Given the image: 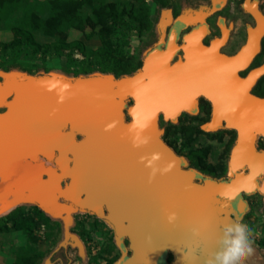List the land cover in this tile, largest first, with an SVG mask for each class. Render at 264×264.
<instances>
[{
  "label": "water",
  "instance_id": "1",
  "mask_svg": "<svg viewBox=\"0 0 264 264\" xmlns=\"http://www.w3.org/2000/svg\"><path fill=\"white\" fill-rule=\"evenodd\" d=\"M243 5L257 24L233 56L221 51L228 28L222 26V36L207 45L208 26L202 25L184 35L182 44L173 28L165 47L150 51L131 75H4L0 169H13L17 187L43 209L80 208L103 216L119 239L129 240L132 255L119 264H142L164 253L196 222L212 194H248L255 187L264 193V152L254 144L264 127L248 111L253 106L237 100L242 90L233 80L260 49L264 13L256 0ZM172 20L169 11L163 27ZM180 50L183 58L175 59ZM200 95L214 105L209 127L226 120L238 131L229 180L197 181L196 170L184 167L182 156L162 137L161 115L192 110ZM232 102L243 108L238 122L230 119ZM261 118L264 123V110ZM20 163L27 167L16 170ZM173 212L177 219L170 224L167 216ZM67 243L82 249L74 233H67L62 246Z\"/></svg>",
  "mask_w": 264,
  "mask_h": 264
},
{
  "label": "rangeland",
  "instance_id": "2",
  "mask_svg": "<svg viewBox=\"0 0 264 264\" xmlns=\"http://www.w3.org/2000/svg\"><path fill=\"white\" fill-rule=\"evenodd\" d=\"M150 3V13L153 21V26L147 30L143 36H138L133 32L130 37V45L125 50L126 57L137 66L131 73L137 72L143 64L146 55L155 48H162L168 39L169 33L173 28H178V42L182 44L183 36L194 32L202 25L208 26L209 20H217V16L206 18L208 12L217 9V4L222 0H166L167 5L163 6L156 3L154 0H147ZM243 1L237 0V9L243 10ZM264 9V0H256ZM172 12L173 20L163 27L162 22L167 17L168 12ZM217 24H210L217 32L211 29L210 38L218 35L222 26L230 27L235 31L236 24L234 21L228 23L226 19L218 18ZM90 31L82 32L75 28L69 30V40L80 39L92 49H97L101 45V40L98 36L89 38L87 35ZM13 38V33L7 23L0 26V41H9ZM38 41L44 43L52 41L53 38L44 36L41 32H36ZM240 34L234 33L230 45H239L241 43ZM182 54L176 55L181 57ZM77 58H82V55L77 53ZM23 64L20 66H12L9 68L0 67V80L4 75H41L50 74L58 77L74 79L86 74L80 72V63L72 62L68 68L66 58L56 56H48L45 68H36V65L31 64L25 55L21 57ZM1 62V61H0ZM26 66V67H25ZM29 69H33L30 72ZM91 75H112L114 73H104L99 70L93 71ZM89 74V75H90ZM125 74V75H131ZM120 77V76H119ZM207 118L197 111L185 110L177 117L172 115L160 117V128L164 135L167 131L171 133L173 145L171 147L183 158V165L186 168L194 169L197 172V181L203 183L206 179H214L217 181L229 180L232 177L233 171L230 164L231 148L223 140L224 133L220 130H214L209 127ZM198 128V129H197ZM197 129L198 132L192 136L193 140L188 142L191 136V130ZM165 140V139H164ZM184 143L186 146H184ZM201 149L207 154H202L203 162H199L202 167L206 165L223 166L225 172L222 176H215L210 172H206L199 165H195L190 158L192 151ZM16 170L27 167L20 163ZM261 181V179H260ZM64 184V182H63ZM245 197V199L243 198ZM244 201V205L240 200ZM248 201L250 205H248ZM206 205L209 208L217 207H233V211L222 212L218 214L220 224L227 220L240 219L242 223L248 225L251 236L250 239L257 243L264 239V193L255 187L249 190L248 195L244 193L231 194H212L207 198ZM38 206L42 209L53 221L50 226L42 224L35 230L38 239L36 243H32L33 248L38 253H43V258L39 264H119V261L124 257V252L129 248V240L127 238L119 239L112 231H115L113 226L106 221L103 216L90 213L80 208H76L72 212L65 210L51 211L43 209L33 199L26 198L21 200L17 207H21L27 217L38 219L34 209ZM67 215H70L68 221ZM57 223V224H56ZM67 233L76 234L82 242V249L77 245L67 243ZM29 243L27 234L22 230L10 229L9 231H0V264H12L18 253L22 251V247ZM259 245V244H258ZM260 246V245H259ZM261 247V246H260ZM63 248L61 253L64 258H55L54 256ZM264 249L263 247H261ZM120 249V250H119ZM111 259H115L110 263ZM50 261V262H49Z\"/></svg>",
  "mask_w": 264,
  "mask_h": 264
},
{
  "label": "trees",
  "instance_id": "3",
  "mask_svg": "<svg viewBox=\"0 0 264 264\" xmlns=\"http://www.w3.org/2000/svg\"><path fill=\"white\" fill-rule=\"evenodd\" d=\"M154 1L167 5L166 0ZM4 23L9 25L13 38L0 41L2 68L22 65L23 55L31 64L36 65L35 69L45 68L48 56H56L66 58L68 68L72 62H79L80 72L86 75L99 70L112 72L118 77L131 74L137 68L125 55L131 34L135 32L141 37L153 26L147 0H0V26ZM71 28L85 33L90 31L87 36H98L101 45L92 49L83 40H69ZM36 32L53 40L42 43L37 40ZM77 53L82 58L75 57ZM29 71L33 72V69ZM197 129L191 130L188 142L191 143ZM170 136L171 133L167 131L164 139L171 146L173 141ZM202 154L207 153L197 149L192 151L190 157L200 167ZM202 169L217 177L225 172V167L221 165H206ZM33 210L38 219L27 217L21 207L0 217V231L22 230L28 236L29 243L22 247L12 264H39L43 258V253L36 252L32 246L38 239L35 230L42 224L50 226L53 221L38 206ZM258 244L264 248V239ZM62 251L63 248L54 259L64 258ZM114 260L111 259L110 263Z\"/></svg>",
  "mask_w": 264,
  "mask_h": 264
},
{
  "label": "flooded vegetation",
  "instance_id": "4",
  "mask_svg": "<svg viewBox=\"0 0 264 264\" xmlns=\"http://www.w3.org/2000/svg\"><path fill=\"white\" fill-rule=\"evenodd\" d=\"M236 1L237 0H222L217 4L216 6L217 9L208 12L206 15V18H209L216 13L215 15L217 16V20L216 19L209 20L210 24L213 23L217 24L219 22L218 18H220L221 20L226 19L228 23L234 21V23L236 24L235 31H233L234 28L230 29L228 25L227 27L229 30L228 41L221 50L223 53L229 56H233L240 51L242 46L247 42L249 28L255 27L257 24L254 16L244 8V5H243V10L237 9ZM244 1L242 4H244ZM259 8L264 13V9L261 4H259ZM210 24H208V33H206L203 40L204 43L207 45H210L212 39L222 36V27H221L218 35H214L213 37L210 38L211 29L214 32H217V30L214 29ZM234 33L240 34L242 41L239 45L237 44L230 45ZM164 47L165 45L162 48ZM180 53L182 54L181 57L183 58V51L180 50L178 54ZM178 58L179 57H175V59ZM259 69L262 70L261 74L255 80L251 81L249 79L250 74ZM233 80L236 87L242 90V94L238 97L237 100H243L245 101V103L247 102L248 105H252L253 107L247 108L248 111L253 112L256 119L260 120L261 125L264 127V123H262V118H261L264 110V36L261 39L260 49L257 51V53L252 58V60L248 63V65L237 72V75L234 76ZM237 103L238 102H232L231 104H229L231 105V107L228 108V110L230 111V119L233 122L239 121V114L243 110V108L238 106ZM213 108L214 105L212 101L206 98L205 96L200 95L196 98V106L195 109L192 111H197V114H201L202 116H205L207 118L206 122L210 123L213 116ZM226 123L227 121L223 120L222 123H220L217 127H213V129L220 130L224 133L223 140L231 148V152H232V149L236 145L238 140V131L234 127L232 128L227 127ZM254 144L258 151L264 152V133L258 132L256 134ZM247 171L248 170H246V172ZM244 194L245 196L248 195L247 193ZM243 198L245 199L244 196ZM240 203L244 205L243 201H240ZM248 205H250L249 201H248ZM112 233L115 234V231H112ZM120 252L122 251L120 250Z\"/></svg>",
  "mask_w": 264,
  "mask_h": 264
},
{
  "label": "crops",
  "instance_id": "5",
  "mask_svg": "<svg viewBox=\"0 0 264 264\" xmlns=\"http://www.w3.org/2000/svg\"><path fill=\"white\" fill-rule=\"evenodd\" d=\"M5 175V179L9 182L7 187H0V217L7 215L12 210L17 208L18 203L21 200H25L23 190L17 187L14 179V171L9 168L0 169V175ZM233 207H215L209 208L206 205L196 220V222L190 227L184 228L179 239L171 245L164 253L155 256L150 260L144 261L142 264H204V259L208 251L215 250V238L220 230V222L218 214L222 212L233 211ZM202 225V234L200 238H196L192 235L191 228L193 226ZM190 245L193 247L198 246L200 254L195 260L186 262L177 247H184ZM252 247L254 249L253 254L247 257L243 264H264V249H262L257 243L253 242ZM122 252L125 257L132 255L130 248L124 252L122 246Z\"/></svg>",
  "mask_w": 264,
  "mask_h": 264
},
{
  "label": "clouds",
  "instance_id": "6",
  "mask_svg": "<svg viewBox=\"0 0 264 264\" xmlns=\"http://www.w3.org/2000/svg\"><path fill=\"white\" fill-rule=\"evenodd\" d=\"M177 219L176 213H169L168 222L174 223ZM202 225L191 228L192 235L200 238L202 234ZM251 232L247 224L242 223L240 219L227 220L221 224L219 233L215 238V250L208 251L204 264H243L244 260L253 254ZM182 258L188 262L195 260L200 254L198 246L186 245L177 247Z\"/></svg>",
  "mask_w": 264,
  "mask_h": 264
},
{
  "label": "bare ground",
  "instance_id": "7",
  "mask_svg": "<svg viewBox=\"0 0 264 264\" xmlns=\"http://www.w3.org/2000/svg\"><path fill=\"white\" fill-rule=\"evenodd\" d=\"M229 107H231V105H228V108ZM195 108H193L192 110H194ZM7 181H6V179H2L1 181H0V187H7Z\"/></svg>",
  "mask_w": 264,
  "mask_h": 264
}]
</instances>
